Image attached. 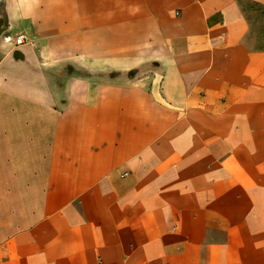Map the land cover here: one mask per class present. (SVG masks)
<instances>
[{"label":"crops","instance_id":"1","mask_svg":"<svg viewBox=\"0 0 264 264\" xmlns=\"http://www.w3.org/2000/svg\"><path fill=\"white\" fill-rule=\"evenodd\" d=\"M241 2L0 0V264H264Z\"/></svg>","mask_w":264,"mask_h":264},{"label":"rangeland","instance_id":"2","mask_svg":"<svg viewBox=\"0 0 264 264\" xmlns=\"http://www.w3.org/2000/svg\"><path fill=\"white\" fill-rule=\"evenodd\" d=\"M245 19L249 25L247 39L254 49H264V6L241 2Z\"/></svg>","mask_w":264,"mask_h":264},{"label":"built area","instance_id":"3","mask_svg":"<svg viewBox=\"0 0 264 264\" xmlns=\"http://www.w3.org/2000/svg\"><path fill=\"white\" fill-rule=\"evenodd\" d=\"M23 36H18L17 38H16V40H15V44H20V43H22V41H23Z\"/></svg>","mask_w":264,"mask_h":264}]
</instances>
